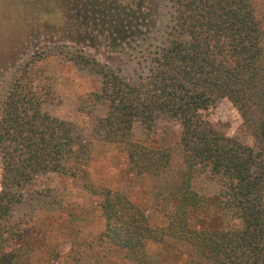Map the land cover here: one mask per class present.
I'll list each match as a JSON object with an SVG mask.
<instances>
[{
	"label": "trees",
	"instance_id": "trees-1",
	"mask_svg": "<svg viewBox=\"0 0 264 264\" xmlns=\"http://www.w3.org/2000/svg\"><path fill=\"white\" fill-rule=\"evenodd\" d=\"M171 3L166 40L152 52L145 77L130 82L87 62L101 81L92 96L107 107L94 131L108 143L128 146L130 172L159 180L171 165L165 149L132 142L134 123L148 134L162 119L181 128L183 170L157 191L166 206L164 225H151L145 211L123 194L88 186L100 199L104 228L72 243L70 264H110L114 249L131 264H153L149 246L167 243L166 238L186 245L182 264H264L263 22L255 0ZM138 20L135 11L127 26L112 21L108 42L130 34L135 39ZM41 84L26 65L0 104V264H31V242L14 219L25 187L49 173L82 170L90 157L71 123L43 111L48 95ZM220 99L237 110L251 144L227 137L205 119ZM204 174L217 182L213 196L201 197L191 188Z\"/></svg>",
	"mask_w": 264,
	"mask_h": 264
},
{
	"label": "rangeland",
	"instance_id": "rangeland-1",
	"mask_svg": "<svg viewBox=\"0 0 264 264\" xmlns=\"http://www.w3.org/2000/svg\"><path fill=\"white\" fill-rule=\"evenodd\" d=\"M142 1L149 23L144 36L106 48L49 33L51 23L61 14L58 0H0V104L20 71L30 65L42 83V93L48 95L43 111L71 123L87 144L90 156L82 170L39 176L22 191L23 202L15 208L14 219L31 242V264H70L72 243L103 230L100 199L88 186L123 194L145 211L151 225H164L166 206L158 193L183 170L181 128L176 121L162 119L148 134L134 123L132 142L147 141L150 147L165 149L171 153V165L159 180L130 172L128 146L108 143L94 131L107 107L92 96L99 91L101 81L87 63L104 65L130 82L148 74L152 52L166 40L173 8L171 0ZM255 3L264 26V0ZM204 116L215 130L251 144L249 130L227 100L216 101ZM191 188L201 197L213 196L219 189L216 180L206 174L194 178ZM165 241L149 246L153 264H182L189 253L186 245L169 238ZM88 253L91 256L93 252ZM109 258L110 264H131L119 250L111 251Z\"/></svg>",
	"mask_w": 264,
	"mask_h": 264
},
{
	"label": "flooded vegetation",
	"instance_id": "flooded-vegetation-1",
	"mask_svg": "<svg viewBox=\"0 0 264 264\" xmlns=\"http://www.w3.org/2000/svg\"><path fill=\"white\" fill-rule=\"evenodd\" d=\"M143 3L142 0H58V9L61 14L56 17V23H51L53 28L49 33L73 42L81 41L88 44L90 42L93 45L99 43L110 48L120 42L134 39L130 34L121 40L113 37L117 42L111 44L108 42L109 31L112 32L110 30L111 22L116 21L119 25L123 23L127 26L128 24H125L127 18L132 17L135 11L140 19V21L138 20V25H140L138 36H144L149 23L147 21V6ZM136 7L139 10H136ZM98 27H101L102 31Z\"/></svg>",
	"mask_w": 264,
	"mask_h": 264
}]
</instances>
